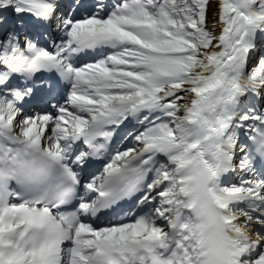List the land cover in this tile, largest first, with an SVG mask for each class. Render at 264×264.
Instances as JSON below:
<instances>
[{"label":"snow or ice","instance_id":"obj_1","mask_svg":"<svg viewBox=\"0 0 264 264\" xmlns=\"http://www.w3.org/2000/svg\"><path fill=\"white\" fill-rule=\"evenodd\" d=\"M264 264V0H0V264Z\"/></svg>","mask_w":264,"mask_h":264},{"label":"clouds","instance_id":"obj_2","mask_svg":"<svg viewBox=\"0 0 264 264\" xmlns=\"http://www.w3.org/2000/svg\"><path fill=\"white\" fill-rule=\"evenodd\" d=\"M207 264H226V252L217 238L209 241Z\"/></svg>","mask_w":264,"mask_h":264}]
</instances>
